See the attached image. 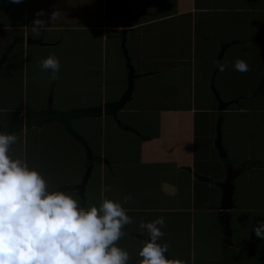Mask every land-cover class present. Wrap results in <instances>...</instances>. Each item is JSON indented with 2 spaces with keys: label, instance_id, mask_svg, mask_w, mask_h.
<instances>
[{
  "label": "crops",
  "instance_id": "0c3cea01",
  "mask_svg": "<svg viewBox=\"0 0 264 264\" xmlns=\"http://www.w3.org/2000/svg\"><path fill=\"white\" fill-rule=\"evenodd\" d=\"M157 2L172 7L150 12ZM140 3L135 14L122 0H0V79L13 89L6 88L0 97V128L49 106L69 112L120 100L129 77L122 48L126 29V48L137 76L132 99L117 113L118 122L104 115L73 120L91 157L60 122L17 129L9 154L26 159L50 190L78 195L81 206H99L108 198L128 209L133 223L124 227L125 235L116 243L128 251L129 264H140L138 252L150 239L140 223L159 216L165 219V234L157 242L168 245L172 260L264 264V253L259 255L264 239L254 232L264 220V0ZM109 5L119 15L112 22L107 19ZM41 10L44 15L37 17ZM53 12H59L55 21L50 20ZM129 16H140L131 28L126 27ZM37 18L48 21L39 34L32 31ZM109 38L115 56L123 57L126 73L120 82L114 80L117 75H110L111 81L106 75ZM50 55L60 61L58 79L40 66ZM237 59L247 62L248 71L234 68ZM66 62L83 68L71 84V72L64 70L72 66ZM138 97L140 106L134 103ZM238 113L244 122L251 121L253 131L244 150H238L242 136L234 140L233 134L241 133L242 116L237 124L228 122ZM110 120L113 124L107 127ZM150 128L155 133L147 134ZM218 129L226 157L216 147ZM57 154L63 159L52 158ZM229 178L235 183L233 207L223 210L221 186ZM129 195L132 199L126 202ZM240 248L249 254L242 257Z\"/></svg>",
  "mask_w": 264,
  "mask_h": 264
},
{
  "label": "clouds",
  "instance_id": "9594fccd",
  "mask_svg": "<svg viewBox=\"0 0 264 264\" xmlns=\"http://www.w3.org/2000/svg\"><path fill=\"white\" fill-rule=\"evenodd\" d=\"M36 15L44 13L41 10ZM58 15L53 12L50 20ZM47 23L35 19L32 31L39 34L38 29ZM40 66L58 79L60 61L56 56L46 57ZM234 68L246 72L248 64L237 59ZM16 141L14 134L0 132V264H129L128 251L116 243L125 235L124 227L133 223L129 210L108 198H102L99 206L84 207L78 195L50 190L48 181L26 159L9 154ZM101 190L106 191L107 186L102 185ZM130 199L131 195L125 197L126 202ZM164 224L163 216L140 223L150 237L138 252L140 264H184L166 258L168 245L157 242L165 234ZM254 232L264 239V220L254 226Z\"/></svg>",
  "mask_w": 264,
  "mask_h": 264
},
{
  "label": "water",
  "instance_id": "95a60500",
  "mask_svg": "<svg viewBox=\"0 0 264 264\" xmlns=\"http://www.w3.org/2000/svg\"><path fill=\"white\" fill-rule=\"evenodd\" d=\"M140 17V16H139ZM133 19L131 16H129V21L126 25L127 28L133 27L136 23L139 22L140 18ZM126 29L122 34V48H123V54L126 59L127 63V69L129 71V77H128V88L126 93L122 96V98L118 101L114 102H107L103 107L100 108H88V109H80V110H72L69 112H61L56 111L52 108V106H49L47 110H42L40 112H27L24 117H21L19 119L14 120L8 126L0 128V132H5L12 134L17 129L26 128L30 129L33 127H41L46 123L49 122H60L63 124V126L66 128L69 135L80 141L83 146H85L86 150L88 151L89 156L91 157V150L85 139L78 134V132L73 127V120H80L83 118H99L104 116L113 117L118 122L117 113L118 111L122 110L125 105L132 99V95L135 89V68L132 65L131 58L128 54L127 48H126V35H127ZM31 42H35L33 40H29ZM13 45L9 47L7 50V53L12 49ZM6 57L3 58L2 61L5 60ZM2 65V62H0V67ZM218 97V96H217ZM227 104H224L221 102V108L226 107ZM219 130V129H218ZM216 147L221 157H226L225 150L221 144V132L218 131L217 141H216ZM92 173V166L88 168L87 174L85 176L83 185L81 186L82 189H84L86 183L88 182L90 175ZM201 180H207L205 177H200ZM235 183L234 180L229 178L225 184L221 186L223 190V196H222V209L223 210H229L233 207V194L235 190ZM166 258L170 257L167 253H165Z\"/></svg>",
  "mask_w": 264,
  "mask_h": 264
},
{
  "label": "rangeland",
  "instance_id": "374dc122",
  "mask_svg": "<svg viewBox=\"0 0 264 264\" xmlns=\"http://www.w3.org/2000/svg\"><path fill=\"white\" fill-rule=\"evenodd\" d=\"M157 1H159V0H157ZM141 2V0H122V5H123V7H125L126 9H130V10H133V13H137V11H138V9H139V7L140 6H142L143 4H141L140 3ZM154 3V2H153ZM145 5H146V2L144 3ZM159 5V3L157 2V3H155V4H152V6H151V8L149 9V11L150 12H154L156 9H161L163 6H161V5ZM172 6L171 5H168V6H164L163 7V9L165 10V9H169V8H171ZM5 14H7V13H5ZM12 16H13V14H11ZM119 15L116 13V11L115 10H110V5L108 6V10H107V19H108V22L110 21V22H112L115 18H117ZM119 18V17H118ZM122 21V20H121ZM70 34H74V33H70ZM78 34H80V33H78ZM77 35V34H76ZM69 36H71V35H69ZM80 36V35H79ZM70 38H72V51H74V42H75V36L74 37H70ZM154 40H158L159 38H153ZM129 44H131V41H129ZM114 47H115V45H114V41L113 40H111L110 38H109V40H108V42L106 43V59H107V70H106V75H107V72H109V75H107L108 76V81H111V78L109 77L110 75L111 76H118L117 78H115L114 80L115 81H117V82H120L121 80H124V78H125V73H126V71H125V69H124V67L122 66L123 64H122V58L123 57H121V56H119V57H116L115 56V52H114ZM76 48V47H75ZM79 49H80V46H79ZM73 56L75 55V54H72ZM71 62V61H70ZM70 62H66V63H69L70 64ZM72 67V69H70V67L68 68L67 66H66V68H65V70H64V72L67 74L68 72L70 73L71 72V76L73 77V79H70V81L68 82V84L70 83L71 84V82H73L74 81V79H75V75L76 74H82V72H83V68H82V66H75V64H70ZM97 67V66H96ZM96 71H98V70H96ZM10 72V71H9ZM99 72V71H98ZM78 75V76H79ZM3 83V79L1 80L0 79V97H2V96H4L5 94H6V91L5 90H7V89H12L11 88V85H8L7 87H5V86H3V85H1ZM77 83V82H76ZM65 84H66V82H65ZM110 82H108V88H110L111 86H110ZM67 85V84H66ZM7 88V89H6ZM13 90V89H12ZM62 95V92L61 93H59V96H61ZM138 96V95H137ZM136 96V97H137ZM14 98H16V92L14 91ZM66 98H68V100H69V97H67L66 96ZM136 99V98H135ZM135 99H134V103H138V104H136V105H141V104H143V102H142V98L141 97H138V99H136L137 101H135ZM73 100V99H72ZM3 103V101H0V104H2ZM14 104H16V101H15V99H14V102H13ZM248 115H250L251 116V114H248ZM242 116V120H241V125H238V127H240L241 128V130H240V132L241 133H238V132H234L233 133V130H231L232 131V133L233 134H237L236 136H235V139L234 140H240V135L242 136V138H241V146H240V148L238 149V150H244L245 149V146H246V140H247V138H249V140H250V138H252L253 137V131L249 128V122H251V121H249V120H246L245 122H244V120H243V114H233L232 116H231V118L228 120V122H231L232 124H237L238 123V121H239V117H241ZM247 116V115H246ZM258 117H261V116H258ZM219 119V118H218ZM260 120V119H259ZM150 121H155V119L154 118H150ZM253 123H254V121H253ZM112 122H111V120L109 121V122H107V127H111L112 126ZM154 125V123L152 124V126ZM244 125H245V132H244V130H243V127H244ZM82 125H80V127H81ZM263 128H264V126H262ZM147 130V134H153V133H155V131H156V129H146ZM224 130H226V127H224ZM228 130V129H227ZM232 134V135H233ZM251 135V136H250ZM250 136V137H249ZM259 138H261V136L259 135ZM53 159H57V160H62L63 159V157L60 155V154H57V156L55 155V156H53L52 157ZM249 194V193H248ZM233 252V251H232ZM240 254L241 255H243L242 257H244V256H246V255H248L249 253L247 252V250L244 248H240ZM234 253H238V250H235L234 251ZM262 253H264V251H263V249H260L259 250V255H261ZM246 259H247V262H249L250 263V261H249V257H246Z\"/></svg>",
  "mask_w": 264,
  "mask_h": 264
},
{
  "label": "trees",
  "instance_id": "16d2710c",
  "mask_svg": "<svg viewBox=\"0 0 264 264\" xmlns=\"http://www.w3.org/2000/svg\"><path fill=\"white\" fill-rule=\"evenodd\" d=\"M261 167H264V162L260 164Z\"/></svg>",
  "mask_w": 264,
  "mask_h": 264
}]
</instances>
